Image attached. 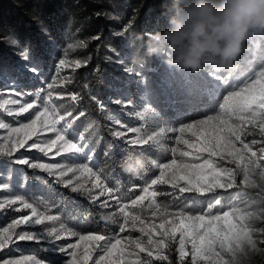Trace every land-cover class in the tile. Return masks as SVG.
<instances>
[{"label":"snow or ice","instance_id":"snow-or-ice-1","mask_svg":"<svg viewBox=\"0 0 264 264\" xmlns=\"http://www.w3.org/2000/svg\"><path fill=\"white\" fill-rule=\"evenodd\" d=\"M128 32L129 25H124L116 35L134 41L135 36ZM5 39L14 46L20 44L13 36ZM72 47L68 44L62 52L59 42L49 37L39 49L25 48L20 60L0 68V174L16 181L14 185L0 182V213L18 214L0 226V264H174L173 252L176 264H248L253 253L264 252L258 247L264 242L256 238L264 233L256 223L264 222V202L257 205L246 201L242 191H233L242 185L264 193V59L258 70L245 64L235 76L233 72H208L218 96V111L215 108L214 115L179 128L160 126L149 131L139 125L142 112L133 113L131 101L113 99L138 121L137 125L128 124L95 95L91 100L104 122L89 117L77 128L76 122L87 113L57 104L58 100L81 99L58 90L71 82L70 76L62 75L64 70L74 72L86 64L66 58ZM105 59L123 63L122 59ZM126 71L136 70L128 67ZM189 131L192 135L177 143L191 151H181L177 158L175 148H165L173 155L171 162L153 160L159 175L144 180L138 194L131 188L130 197H126L113 175L112 141L145 153L160 145L167 133ZM105 133L112 139L106 141ZM81 154L87 163L75 162ZM15 165L45 174L61 191L46 183L41 188L44 200L21 194L20 189L31 178ZM156 185H170V191L160 192ZM65 192L70 195L65 197ZM186 194L197 199L212 194V199L197 211L187 203L193 196ZM75 196L86 198L100 218L112 221L117 230L105 234L97 226L82 231V217L72 224L71 216L53 214V205L76 206ZM22 242L50 255L41 257L37 249L27 251L21 248Z\"/></svg>","mask_w":264,"mask_h":264},{"label":"trees","instance_id":"trees-1","mask_svg":"<svg viewBox=\"0 0 264 264\" xmlns=\"http://www.w3.org/2000/svg\"><path fill=\"white\" fill-rule=\"evenodd\" d=\"M170 2L171 0H0V68L20 60V53L25 48L29 51L33 47L39 49L49 37L59 42L62 52L68 44H71L73 47L68 49L66 58L81 59L86 61V64L74 72L70 69L64 70L62 75L70 76L71 82L58 90L77 94L81 99L77 102L69 99L58 100L57 104L87 113L86 117L76 122L77 128H80L89 117L104 122L103 114L97 112V106L92 103V95L98 97L107 105L110 112L118 114L123 121L137 125L136 119H131L130 114H125L119 105L112 102L116 98L131 101L134 106L132 112L134 113L135 110L138 113L142 112L139 125L149 131L160 126L170 127L172 119L179 112L192 116L199 115L200 112H214L219 100L214 91V81L208 75L213 69L194 74L190 71L170 68L160 59L151 57L146 58V64L139 74H136V71L131 73L126 71V68L132 67L135 50L136 53L143 55V42L136 39V34L166 27ZM124 25H129L128 35L130 37L134 35V41L116 35ZM9 36L18 39L20 44L14 46L8 43L5 38ZM97 36L99 39H95ZM131 45H134L135 49ZM105 57L122 59L123 63L110 62ZM262 59H264V51H260L251 60H242L240 66L233 71V75L240 72L245 64L255 65V70H258ZM222 74L228 75V73ZM110 84L118 87L111 88ZM220 98L222 99V94ZM104 138L106 141L112 139L107 133ZM112 143L116 160L113 175L119 179L121 191L128 197L129 190L133 187L138 190L143 185V179L152 174L155 165L149 163L137 176L126 175L118 167V162L125 155L130 153L134 155L140 151L119 140H113ZM103 147L101 144V150ZM165 148L167 144L163 139L160 145L153 146L145 153L152 160L163 164L172 159L171 151H165ZM96 155L99 156V152ZM14 167L24 169L31 178L20 189L21 194H31L38 200H44L41 188L46 183L61 191L60 186L51 183L52 178L45 174H34L31 169L22 165ZM0 182L13 185L16 183L13 178L2 174H0ZM233 191H242L250 202L252 199L255 202H264V193L258 189H245L240 186ZM64 195L68 197L70 194L65 192ZM73 198L76 206L53 205V214L65 218L71 216L72 224H76L77 218L82 217L83 219L79 220L82 231L96 230L97 226L105 234H113L117 230V226L112 221L100 218V212L93 208L86 198L82 196ZM158 199L167 200L168 197H158ZM16 215L18 214L11 211L0 213V226ZM21 248L31 251L37 249V246L22 242ZM8 254L5 252V255ZM37 254L41 257L50 255L39 249ZM59 258L63 259V257ZM156 264H167V262L159 261Z\"/></svg>","mask_w":264,"mask_h":264},{"label":"clouds","instance_id":"clouds-1","mask_svg":"<svg viewBox=\"0 0 264 264\" xmlns=\"http://www.w3.org/2000/svg\"><path fill=\"white\" fill-rule=\"evenodd\" d=\"M143 55L134 54L140 71L146 58L156 57L170 68L199 73L235 71L264 49V0H171L167 26L136 34ZM153 160L144 152L125 155L118 167L139 175Z\"/></svg>","mask_w":264,"mask_h":264},{"label":"rangeland","instance_id":"rangeland-1","mask_svg":"<svg viewBox=\"0 0 264 264\" xmlns=\"http://www.w3.org/2000/svg\"><path fill=\"white\" fill-rule=\"evenodd\" d=\"M71 60V59H69ZM217 107V106H216ZM215 111H218V108H216ZM215 111L214 112H207V113H201L199 115H196V116H192V115H185V114H182V113H177V115L174 116V118L172 119V124L170 127H176V128H179L181 127V125L183 123H190L196 119H203L205 118L207 115H214L215 114ZM51 135V134H49ZM192 135V133L189 131V132H186L184 133L183 135L179 132H176V133H167L166 134V138H165V141H166V144H167V148L171 149V148H175L177 151H176V157L177 158H180V152L181 151H185V150H188V151H191V149H188L186 145H184L183 143H177V140H182V139H187L188 137H190ZM253 137H248L247 139L248 140H251ZM256 139H259V137L257 136ZM172 159H173V155H172ZM171 159V160H172ZM184 160H188L189 158H183ZM168 161L166 163H170L171 162ZM78 162H84V163H87L88 161L84 160L82 158V154H81V159L78 160ZM164 164V163H163ZM228 167H235V165H232V164H229L227 165ZM155 175H159V170L154 169V171L152 172L151 175L145 177L143 179L146 180V179H152L155 177ZM241 179V177H237V181L239 182V180ZM242 186V185H241ZM158 191L160 192H168L170 191V185H156L154 186ZM243 187V186H242ZM254 189H258L260 190L259 188H254ZM137 194H138V190H137ZM186 195H192L193 198L192 200H189L187 201V203L189 204H192L194 206V208L199 211L200 209L202 208H206L207 207V201L208 200H211L212 199V194H208L207 196V199L205 198H200V199H197L196 196L194 194H186ZM130 197V196H128ZM247 197L244 195V199L246 201H249L250 202V199H246ZM251 202H255V200L252 199ZM262 202V201H261ZM260 201L259 202H255L257 205H259L261 203ZM224 207L226 208L227 205L225 204ZM257 223V227L258 228H264V222H256ZM134 236H139V233H133ZM258 240L264 242V233H258L257 234V237H256ZM146 239V237H145ZM258 247H262L264 248V243H261L258 245ZM5 254V253H4ZM144 255V254H142ZM171 259L173 260L174 264H176V254L173 252L172 255H171ZM159 261H153V264H156L158 263ZM248 264H264V252H257V253H253L249 258H248Z\"/></svg>","mask_w":264,"mask_h":264}]
</instances>
